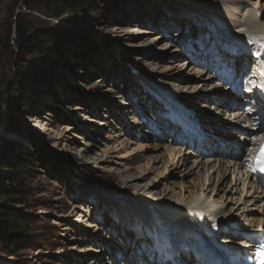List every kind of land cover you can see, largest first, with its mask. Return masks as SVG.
<instances>
[{
    "label": "rangeland",
    "instance_id": "1",
    "mask_svg": "<svg viewBox=\"0 0 264 264\" xmlns=\"http://www.w3.org/2000/svg\"><path fill=\"white\" fill-rule=\"evenodd\" d=\"M214 1L93 0L82 12L63 21L49 17L46 5L39 0H0V114L7 113L13 124L10 128L4 129L5 125L0 117V136H3L8 143L0 164V210L8 213L9 233H22L33 246L10 254L7 251L12 249H7L0 243L1 264L9 256L14 259L13 264L14 262L16 264H86L96 259L98 264H117L118 262L114 260H117L119 254L110 249L113 244H124L123 240L116 237L115 233H113L115 238L110 236L111 232L106 228V230L100 229L96 234L98 237L93 238V241H86L87 238H92V234L91 236L88 232L86 234L82 228L75 231L72 227L74 224L77 225L75 219L79 215L81 217L85 215L88 221L96 222L95 224L102 227L101 214L96 215L95 212H91L94 198H99L100 202H105L107 206L110 201L133 194L132 188H124L121 175L140 176L145 170L147 171L145 176L137 182L141 190L151 189L156 192L164 189L167 192L180 189V186L173 183L176 181V176H172L170 171L179 173L183 167L171 169L164 160L165 156L155 157L159 153L165 155L166 151L162 149L158 153L154 149L140 145L164 144L167 136H170L168 139L171 142L173 138L181 136L177 129L178 124L170 129H163L161 126L158 129V125L150 118L151 113L157 118L158 123L160 120L165 122V125L170 123L171 114L163 107V102L155 92L162 81H168V79L163 80L162 75L168 73L170 67L174 72H184L186 66L195 65L205 73L212 74L217 70L221 73H233L229 67L222 70V65H229L230 56L227 52L219 56L215 53L219 49L212 38L213 28L210 18L209 21L206 20L209 17L206 14L208 5ZM259 1L264 4V0ZM18 24L26 27L29 32L37 29L55 31L61 37L62 45L66 46L67 52L60 57L56 55L54 64L40 63L47 72V77L43 81L31 83L33 86L27 80L24 81L19 87L20 95L12 98L7 87H14ZM204 27L210 32H199ZM131 28L146 29L150 34L130 33V37L123 38V31H129ZM181 33L182 36L179 35ZM153 35H159L158 42H152L155 37ZM129 44L141 45L128 46ZM173 45L179 49L175 57L172 56L174 53L169 55L162 53L164 52L162 48L166 47L170 51L173 50ZM149 55L156 57L151 58ZM213 58L216 62L212 61ZM184 62L187 64L185 65ZM241 63L242 68L245 69L247 64L244 60ZM217 80L221 83L219 89L228 82V78L217 77ZM91 81H101L100 87L91 91H82L80 87L86 86ZM169 81L172 83V80ZM162 85H169L173 93L178 94L176 86L166 83ZM187 90L191 91V88ZM203 92L207 94L209 91ZM221 92L227 93V89ZM118 94L122 96L121 100L115 98ZM141 94L143 97L157 99L160 108L150 107L149 113L144 114L145 108L142 110L139 106L138 96ZM123 100L125 105L119 103ZM144 101L143 106L147 104L151 106L150 99L145 98ZM178 102L179 106L189 105L193 112H206L203 111L202 104L207 106L212 104L204 100H192L189 104L187 101L183 104ZM230 102L236 103V100ZM12 103V107L9 108V104ZM129 103H133L132 109L140 112V118L145 122L140 128L142 130L146 128L147 134L134 126V120L136 122L138 118L134 114L124 118V124L120 122L122 114H129ZM73 105L80 106L81 115L91 120L85 121L82 116L73 119L70 115H66L71 112L69 109ZM68 125H72L74 129L69 131V137L70 135L71 138L73 137L71 141L62 138L63 134L68 135L64 130ZM43 126H49L53 131L48 135H40L38 132ZM133 127L135 131L131 130ZM169 130L171 133L168 132ZM152 133L156 135H151ZM235 133L234 131L233 134ZM106 135H111L114 139H108ZM142 135H151L152 138L149 136L151 139L141 138L140 141L137 137ZM203 138H206L205 135ZM85 142L88 145L82 144ZM171 142L169 144H172ZM180 145L175 144L178 147ZM245 154L246 149L236 151L233 158L242 159ZM94 160H96L94 164L88 163ZM230 180L231 175L227 177L223 187L229 184ZM192 181H195L193 175L185 179L187 186H184L185 190L192 189L194 185ZM219 193L221 195L223 191ZM168 195L170 198V193ZM238 195L237 193L236 196ZM226 196L227 194L224 193L222 200ZM151 198L148 197L147 201L157 204L154 200L156 195ZM74 205L84 208L85 211L74 208ZM87 210L90 211V216ZM110 217L112 218L111 215ZM155 226L156 230L161 231V227ZM87 229L90 231L91 228ZM146 233L143 231L142 237L145 238ZM221 238L222 236L219 235L215 242L218 243ZM230 244L231 242L228 241L223 242L222 245ZM87 245L99 248L101 252L87 257L82 256L83 254L78 251ZM111 245L113 246L110 247ZM151 248L154 250L153 246ZM136 249L137 254L147 251L145 246L141 245ZM148 259L155 262L154 257ZM165 259L161 264H171L169 257Z\"/></svg>",
    "mask_w": 264,
    "mask_h": 264
},
{
    "label": "bare ground",
    "instance_id": "2",
    "mask_svg": "<svg viewBox=\"0 0 264 264\" xmlns=\"http://www.w3.org/2000/svg\"><path fill=\"white\" fill-rule=\"evenodd\" d=\"M206 12L209 16L206 20L209 21L210 18V23L213 28V41L219 49V51L217 50L216 52L214 50L213 53L215 52L219 56L222 55L223 52H227L230 56L229 62L232 61L231 63L235 65L238 64V70L242 68L241 62L246 59L247 61L245 64L249 61H252L253 63L264 62L263 3L259 0H215L208 5V10H206ZM199 26L201 28V25ZM239 29H244L247 35L240 32ZM202 31L210 32L205 27L203 30H199V32ZM130 33L150 34L146 29L131 28L129 31H123V38L130 37ZM179 35L182 36V33ZM158 36L159 35H153V43L159 41ZM249 37L253 38V42H249ZM140 45L141 44H129L128 46ZM253 47H255L258 52L254 51ZM162 49L164 50V52H162L163 54L169 55L170 53H174L172 54L174 57L175 53L179 52V49L176 48V46L173 47V50H170L171 52L168 51L166 47ZM181 50L183 51V49ZM241 51L245 52L241 53ZM149 56L151 58L156 57H152L153 55ZM213 59L214 60L212 61L216 62V59ZM212 61L210 62L211 65ZM184 63L185 65L187 64V62ZM239 63L241 64V67ZM175 65L177 66V64ZM183 65L184 64H182V66ZM229 65L231 64L229 63ZM229 65H222V70L228 69V67H230ZM245 67L246 65H244V68ZM187 68L189 69L188 71ZM169 70L168 73L165 72V74L162 75V79H168V81L172 80V83L170 81H162V83L156 87L155 92L163 102V107L168 109L171 114H176L177 112L175 113L174 111L177 109L181 112V115L180 117L172 116L169 119L170 123L167 125H165V122L162 120L158 123L157 118L151 115V113L150 118L159 126H157L158 129L160 126L163 129H170L175 124H178V129L180 130V123L186 124L193 121V124L198 129L199 127L201 128L200 131L198 130L200 135L198 136V133L195 132L196 130H194L193 126L189 123L186 132H182V135L180 134L181 136L178 138H173L172 142L168 139L170 136H167L168 138H166L164 144L154 143L152 145L147 144L140 146L154 149L158 153L163 149L166 151L165 155L159 153L156 154L155 157L165 156L167 159L164 157V160L168 162V166L171 167V169L176 170V168L181 167L180 169H182L183 167L182 170H179V173L176 171L173 172V174L170 171L172 176H176V181L173 183L180 186V189H178V191L167 192L164 189L156 192L151 189L148 191L141 190V188H138L137 182L145 176V172H147L145 170H143L140 176L121 175L122 181L125 184L124 188H132L133 194L123 196L118 200L110 201V203H107V206L105 202H100L99 198H94V203L92 204L93 207L91 205L93 209L90 207L92 213L95 212L96 215L101 214V224L103 226L101 227V225L95 224L96 222L88 221L85 218V215L82 217L79 215L78 218L75 219L77 225L74 226V224L72 227L75 231L82 228L86 234L87 232L90 236L92 234V238H87L86 241H93V238H97L98 235L96 234L99 233L100 229L106 230L107 228L111 232L110 236H113V233H115L116 237L121 238L124 242L122 245L113 244L114 246H110H113L110 249L111 251L118 252L119 254L117 260H114L118 262L117 264H161L168 256H170L171 264H235L234 260H236L238 254L243 253V247L250 246L248 242H245L242 239L243 234L255 233L257 231L256 228L261 226L264 219V183L257 184L254 182V179L249 175L250 163L246 159L249 155V151L255 144V139L251 136L254 135V132L251 129L252 121L254 117H256L254 111L260 109L262 102L257 98L255 99L252 95H245L244 91L246 90V87H239L241 86L239 84L240 79H237L235 76H233L235 79H231L228 84L226 83L225 86H222V88L219 89L221 83L218 82L217 77H220V79L225 78L227 77V72L221 73L217 70L212 74H210V72L205 73L203 69L195 67V65L190 67L186 66L184 72L171 71V67ZM257 76H260V74H257ZM163 83L172 84L174 87L176 86V92H178V94L176 93L175 95L173 90L169 88V85H162ZM87 84L86 86L83 85L80 87L82 88V91L98 89L101 85V81H91ZM188 88H191V91H188ZM228 88L233 89L230 90ZM153 89L155 90V88ZM226 89L227 93L221 92V90ZM203 91L209 92L206 94ZM183 93L186 95H183ZM121 97L122 96L119 94L115 96V98L119 100H121ZM138 98L140 100L139 106L142 110L145 108L146 111L144 110L143 113L146 115L149 113L148 108H160L157 99L155 100L152 97L149 98V96L143 97V94L138 96ZM145 98L152 101L151 106H148L149 104L147 103V106L142 105ZM192 100L211 102L212 106L202 104V109L206 112H193L189 105L179 106L177 104L179 103L178 101L182 104L187 101L189 104ZM231 100H236V103H231ZM119 103L122 105L126 104L124 100ZM129 105V114H120V117L122 118L119 119L120 122L123 123L124 118H127L130 114H134L138 116L136 122L134 120V126L138 127L137 129L140 127L142 128V125L145 122L141 120L140 112H137V109L135 110L131 108L133 103H129ZM80 110V106L73 105L69 109L72 113H66V115H70L73 119L77 118V116H82L85 121L91 120L90 118H87V116L81 115ZM113 114L115 115V113ZM210 116H212V118ZM215 117L220 119V121ZM195 122H197V124H195ZM71 126L68 125L64 129L68 132V135H62V138L66 141L73 140L71 135L69 137V131L73 129ZM141 128L140 130H142ZM131 130L135 131V127ZM52 131L53 129L49 126H43L38 133L40 135H48V133ZM234 131L236 132L235 134H233ZM141 132L146 133V128ZM168 132H170V130ZM203 132L206 138H202L201 134ZM96 134L98 135L97 132ZM80 135L85 136L84 134ZM151 135L156 134L152 133ZM151 135L149 136L152 138ZM149 136L142 135L137 138H140L141 141V138L147 139L150 138ZM106 138L114 139L111 135H106ZM155 138L156 137H154V140H156ZM116 141H118V139H116ZM169 142L172 144H169ZM176 143L181 144L180 147L175 146ZM82 144L88 145L86 142ZM245 147L247 153L244 158H233L236 151L240 152L245 149ZM95 162L96 160L89 161L88 163L94 164ZM201 169L202 171H200ZM192 175L196 182L192 181L194 182L192 189L185 190V187H187L185 179ZM229 175H231V180L229 184L223 187V184H226ZM214 180L216 181L214 182ZM209 185L213 187L210 188ZM214 188H216V190ZM183 189L185 191H183ZM167 190L170 189L167 188ZM221 190L223 191V194L221 193L220 195L219 192ZM212 192L213 195H211ZM168 193H170V198L168 197ZM224 193L227 194V196L222 200ZM237 193L239 194L238 197L236 196ZM154 195H156L154 200L157 201V204L156 202L147 201L148 197L151 198V196ZM73 207L80 208L82 212L85 211L84 208H81L78 205H74ZM87 211L90 216V211ZM155 225L159 228L161 227V231L165 233V239L158 250L153 251L151 248L153 244H151L150 236L146 232L147 230H153V228L157 229ZM87 228H91L92 230L90 229L89 231ZM143 231L146 233L145 236L148 239L147 241L146 237H142ZM219 235H221L222 238L216 243L215 240ZM228 241L231 242L230 245H222L223 242ZM139 245L145 246L147 250L146 253L145 251L141 254L136 253V247ZM78 252L82 253V256L87 257L101 252V249L87 245ZM153 257L155 262L148 259H152ZM13 260L14 259L9 256L2 264H13ZM141 260L143 263H139ZM14 264H16V262H14ZM86 264H98V260H92Z\"/></svg>",
    "mask_w": 264,
    "mask_h": 264
},
{
    "label": "trees",
    "instance_id": "3",
    "mask_svg": "<svg viewBox=\"0 0 264 264\" xmlns=\"http://www.w3.org/2000/svg\"><path fill=\"white\" fill-rule=\"evenodd\" d=\"M46 5V12L49 17L66 20L68 17L79 14L86 8V6L93 0H39ZM17 24V23H16ZM16 36L18 50L15 57L14 68V87H7L12 98L20 95V88L24 81L37 83L43 81L47 77V72L43 70L41 64H54L55 56L60 57L67 50L66 46L62 45L61 37L53 30H34L29 32L26 27L16 26ZM71 53V52H69ZM73 56L72 54H70ZM41 63V64H40ZM33 86V85H32ZM76 92V91H75ZM78 93V92H76ZM9 104V108L12 107ZM17 109V106L15 107ZM3 112L0 114L4 129L13 126L11 120ZM8 145L5 138L0 136V164L2 163V155L4 149ZM49 165H51L49 163ZM0 243L4 244L10 254H15L25 248H33L29 240L20 232L9 233V218L8 213L0 210Z\"/></svg>",
    "mask_w": 264,
    "mask_h": 264
},
{
    "label": "snow or ice",
    "instance_id": "4",
    "mask_svg": "<svg viewBox=\"0 0 264 264\" xmlns=\"http://www.w3.org/2000/svg\"><path fill=\"white\" fill-rule=\"evenodd\" d=\"M240 32L245 33V35H247V33L245 32L244 29H239ZM249 42H253V38L249 37ZM264 63V62H262ZM261 82L258 85V87L264 91V67H261ZM264 139V138H261ZM246 159L250 162L251 167H252V171L256 172L259 171L261 173H264V144L261 145V149L260 151L256 154V155H251L249 154ZM261 256H264V253H260Z\"/></svg>",
    "mask_w": 264,
    "mask_h": 264
}]
</instances>
